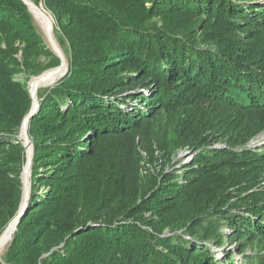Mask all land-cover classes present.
<instances>
[{"label": "trees", "instance_id": "16d2710c", "mask_svg": "<svg viewBox=\"0 0 264 264\" xmlns=\"http://www.w3.org/2000/svg\"><path fill=\"white\" fill-rule=\"evenodd\" d=\"M40 3L68 69L29 121L30 195L0 264H264V146H248L264 133V1ZM40 56L60 65L28 7L0 0L2 136L31 111L14 76ZM150 138L167 165L184 147L191 163L142 176ZM14 140L0 152V237L23 202Z\"/></svg>", "mask_w": 264, "mask_h": 264}, {"label": "rangeland", "instance_id": "374dc122", "mask_svg": "<svg viewBox=\"0 0 264 264\" xmlns=\"http://www.w3.org/2000/svg\"><path fill=\"white\" fill-rule=\"evenodd\" d=\"M32 4L33 2H39L40 0H29ZM264 1V0H262ZM34 24L36 26V30L38 35L42 38L43 43L47 46V49H50L53 51L54 53V49L52 47L51 42L49 41L45 30L42 28L41 24L37 21V19L34 17ZM47 25L49 26V30L56 42V44L59 46L58 44V40L60 37V34L56 28V26L54 25V23L52 22H47ZM24 45L19 46V49H23ZM59 49L61 51V54L67 64L66 61V48H64V50L59 46ZM55 54V53H54ZM18 58L20 59V61H23L21 52L18 54ZM48 64H49V59L45 58L44 56H40L38 58H34L33 59V68L27 72H23L20 74H17L14 76V79L16 81H20L22 83L25 84V87L27 88L28 91H30V85L32 83V81L40 78L44 73L46 72H50L52 70H59L58 68H60V65L55 67V68H48ZM62 70H60V76H64V72H61ZM39 73V75L37 76L36 73ZM58 77V79H56L54 82H52L50 85H44V86H39L36 92V102L39 103V97L45 92V90H47L49 87H51L52 85H54L61 77ZM31 92V91H30ZM22 126L20 127L18 133L16 135H14L12 138L8 137V136H2L0 135V152L2 151V149L4 148V144L6 142H12V141H16L14 139L19 140L20 142H22V132H21ZM28 139L30 140V138L28 137ZM31 141V140H30ZM221 145V144H217L216 146ZM250 148H255L261 150L262 147L264 146V133L259 134L258 136H256L248 145ZM140 149V153L142 156V161L140 163V166L142 167L140 169V174L142 176H154L156 175L158 172L161 171L162 166L166 165V172H173L176 169L181 170L183 165H189L192 161V157L194 155V151L188 149V147H184L183 150H181L177 156L172 159L170 161V163H168V165L165 163V157L163 155V145L159 144V142L155 139V138H150L143 146L139 147ZM32 167V164H31ZM26 162H25V166H24V171L23 174H26ZM31 171H28L29 174L31 175ZM180 173V171L178 172ZM23 188H24V180H23ZM7 229V228H6ZM167 233V232H166ZM4 234V233H3ZM11 239H9L8 241H6L5 246H3V249L0 251V262L3 263V256L4 253L7 249V245H9ZM4 244V243H3ZM2 244V245H3ZM2 247V246H1ZM217 253H220L219 250H215Z\"/></svg>", "mask_w": 264, "mask_h": 264}, {"label": "water", "instance_id": "95a60500", "mask_svg": "<svg viewBox=\"0 0 264 264\" xmlns=\"http://www.w3.org/2000/svg\"><path fill=\"white\" fill-rule=\"evenodd\" d=\"M27 7L28 9L32 12L33 14V11L31 9V5L35 8V10H37V8L34 6V4H31L28 0H21ZM40 14V12H39ZM34 15V14H33ZM41 15V14H40ZM42 16V15H41ZM40 16V17H41ZM43 17V16H42ZM44 19V18H43ZM45 33L49 39V41L51 42L52 44V47L54 49V53L55 55L59 58L60 60V70H63L64 68L65 69V72L64 74L66 73L68 67H67V64L61 54V51L59 49V46L56 44L50 30H49V26L46 24V27H45ZM62 77V76H60ZM38 79H36V84H38ZM29 95H30V98H31V111L29 112V114L24 118L23 122H22V126L25 125V130L23 132V135H22V145L25 147L26 149V170L27 171H30L31 170V164H32V157H33V149H32V143L31 141L28 139V132H27V129H28V124H29V121L31 120L32 118V115L37 111V108H38V103L36 101L33 100L32 98V94L31 92L29 91ZM30 185H31V175L29 177L28 180L25 181V184H24V188H23V202H22V207L19 211V213L17 214V216L15 217V219L9 224V226L7 227V229L5 230L4 234H2V236L0 237V246L3 244V242L6 240L7 238V235L9 234V232H12L14 231L15 227L17 226L18 224V221L19 219L21 218V216L23 215V212L25 210V207L27 205V202H28V199H29V195H30Z\"/></svg>", "mask_w": 264, "mask_h": 264}, {"label": "bare ground", "instance_id": "6f19581e", "mask_svg": "<svg viewBox=\"0 0 264 264\" xmlns=\"http://www.w3.org/2000/svg\"><path fill=\"white\" fill-rule=\"evenodd\" d=\"M29 1V0H28ZM30 2V1H29ZM31 3V2H30ZM32 4V3H31ZM31 9L33 11V14H34V17L37 19V21L41 24L42 28L45 29L46 27V22L45 20L43 19V17L39 14L38 10H35V8L31 5ZM41 16V17H40ZM66 68H64L61 72H64ZM60 72L59 70H52L50 72H46L44 73L40 78H39V82L38 84H36V81H32L31 85H30V91H31V94H32V98L34 101H36V92H37V89L39 86H44V85H50L52 82H54L56 79H58V77L60 76L59 75ZM25 130V125L22 126V129H21V132H22V135H23V132ZM21 135V136H22ZM30 177V174L28 171H26V174L24 173L23 174V180H24V184H25V181L28 180ZM11 236H12V232H9V234L7 235V238L6 240L3 242L4 244L0 246V251L3 249V246H5V242L8 241L9 239H11ZM8 246V245H7Z\"/></svg>", "mask_w": 264, "mask_h": 264}]
</instances>
